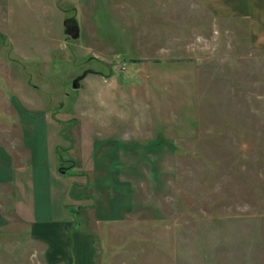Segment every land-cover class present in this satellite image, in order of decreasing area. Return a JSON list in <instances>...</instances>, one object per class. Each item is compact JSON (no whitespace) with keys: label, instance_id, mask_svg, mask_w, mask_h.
<instances>
[{"label":"rangeland","instance_id":"1","mask_svg":"<svg viewBox=\"0 0 264 264\" xmlns=\"http://www.w3.org/2000/svg\"><path fill=\"white\" fill-rule=\"evenodd\" d=\"M256 48L248 21L196 0H0V146L26 164L21 124L48 120L64 199L88 200L70 211L94 264H264ZM98 141L121 144L132 210L120 221L92 215ZM12 195L0 186V264H44Z\"/></svg>","mask_w":264,"mask_h":264},{"label":"crops","instance_id":"2","mask_svg":"<svg viewBox=\"0 0 264 264\" xmlns=\"http://www.w3.org/2000/svg\"><path fill=\"white\" fill-rule=\"evenodd\" d=\"M196 1L216 17L248 21L256 49L264 51V0ZM20 134L27 151L26 164L11 166L10 155L0 146V186L13 185L9 208L28 215L30 239L40 247L38 252L44 264H94L95 242L87 233L76 230L78 221L70 211L71 206H78L79 213L82 203L88 200L80 193L75 197L76 202L64 199L67 192L59 178L65 173L57 174L58 164L51 160L48 120L41 117L36 123L28 118L26 124H21ZM120 146V142L113 141L92 145V215L96 221H120L132 210L131 187L120 175ZM54 177L59 181L60 206L57 208L53 203ZM6 225V217L0 213V229Z\"/></svg>","mask_w":264,"mask_h":264},{"label":"water","instance_id":"3","mask_svg":"<svg viewBox=\"0 0 264 264\" xmlns=\"http://www.w3.org/2000/svg\"><path fill=\"white\" fill-rule=\"evenodd\" d=\"M75 31H76L75 34L71 35L72 38H76V37L78 36V29H75ZM85 75H86V72L82 73V75H81L80 77L76 78V79L73 81V83H72L73 88H76V87H77V82H78V80H80V79H82L83 77H85Z\"/></svg>","mask_w":264,"mask_h":264},{"label":"flooded vegetation","instance_id":"4","mask_svg":"<svg viewBox=\"0 0 264 264\" xmlns=\"http://www.w3.org/2000/svg\"><path fill=\"white\" fill-rule=\"evenodd\" d=\"M67 30H70L69 27H66Z\"/></svg>","mask_w":264,"mask_h":264}]
</instances>
